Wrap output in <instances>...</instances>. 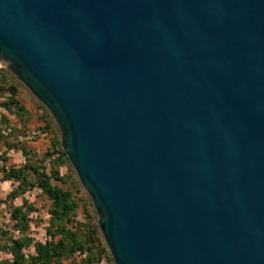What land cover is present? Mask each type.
Wrapping results in <instances>:
<instances>
[{
	"label": "water",
	"instance_id": "95a60500",
	"mask_svg": "<svg viewBox=\"0 0 264 264\" xmlns=\"http://www.w3.org/2000/svg\"><path fill=\"white\" fill-rule=\"evenodd\" d=\"M0 67L114 264H264V0H0Z\"/></svg>",
	"mask_w": 264,
	"mask_h": 264
},
{
	"label": "trees",
	"instance_id": "16d2710c",
	"mask_svg": "<svg viewBox=\"0 0 264 264\" xmlns=\"http://www.w3.org/2000/svg\"><path fill=\"white\" fill-rule=\"evenodd\" d=\"M6 83L8 85L4 86ZM21 86L24 87L13 73L0 67V107L19 120V125H16L0 111V124L7 130L6 134L0 132V141L5 149L0 152V163L9 159L7 150H20L25 158L16 167H0V182L15 183L7 194L9 219L13 226H0V264H66L65 261L68 264H114L98 228L97 212L91 198L62 149L57 124L36 98L38 119L43 123L39 129L51 134L50 144L43 153L27 150L23 145L29 117L16 98L17 89ZM52 180L66 183L67 188L54 184ZM32 189L38 190L47 203L49 217L43 241L30 235L31 214L37 211V206L26 198H22L19 205L11 203ZM79 206L82 207L81 219L78 218ZM75 256H79V260L76 261Z\"/></svg>",
	"mask_w": 264,
	"mask_h": 264
},
{
	"label": "rangeland",
	"instance_id": "374dc122",
	"mask_svg": "<svg viewBox=\"0 0 264 264\" xmlns=\"http://www.w3.org/2000/svg\"><path fill=\"white\" fill-rule=\"evenodd\" d=\"M19 91L22 94L21 97H23L25 100L30 101V103L32 104L35 110L33 114L36 115L37 117L39 114V111L34 101L35 97L30 93V91L25 86L19 87ZM1 98L2 96L0 95V99ZM37 122H40V121L37 120ZM26 134L28 135V133ZM30 136L31 137L24 138L23 142L26 139L31 140V139H35L36 136H39V137L42 136L47 141V142L45 141V144H49L48 141L50 140L51 134L49 132H43V130H39L38 133L32 134ZM44 148H42V146H40L39 144L38 148H36L38 150L37 153H42L43 152L42 150H44ZM4 150L5 149H4L3 143L2 141H0V152ZM6 153L9 156V159L5 163H0V167L2 165L6 167H10V166L16 167L25 161V158L20 151H16L12 149V150H7ZM62 171L64 172V169H62ZM52 182L54 184L61 185L63 188H67L66 183H60L54 180H52ZM13 186H15V183L13 184L9 181L0 182V226L3 228H12L13 226L12 221L9 219V211H8L9 204L8 203L10 202L7 199V194L9 193V191L12 189ZM76 196L79 197L78 194ZM22 198H26L28 201L35 204L38 208L36 212H33L31 214L32 222H31V228H30L31 229L30 235L35 240L43 241L46 238L45 227L47 226L48 217H49L48 214L46 213L47 203L45 199L40 195L39 191L35 189H32L31 191L26 192L25 195L16 197L11 203L15 206L19 205L22 201ZM81 212H82V207L79 206L78 207V218L80 219L82 218ZM25 252H28V250H26ZM29 252H32V249L29 250ZM74 259L76 261L79 260V256H75ZM65 262L66 264H68V261H65Z\"/></svg>",
	"mask_w": 264,
	"mask_h": 264
},
{
	"label": "crops",
	"instance_id": "0c3cea01",
	"mask_svg": "<svg viewBox=\"0 0 264 264\" xmlns=\"http://www.w3.org/2000/svg\"><path fill=\"white\" fill-rule=\"evenodd\" d=\"M7 85H8V83L4 84V86H7ZM1 94H2V92H0V95ZM4 95H7V93H4ZM21 95L22 94L20 93L19 88H18L16 98H17L19 104L25 108V110L27 112L26 114L29 117V121L26 124V129H27L26 133H28V135H27V138H28V137H31L30 135L38 133V131L40 130L39 128L42 127L43 123L41 120L38 119V116L36 117V115L33 114L35 110H34V107L32 106V104L30 103V101L25 100L23 97H21ZM0 111L2 113H4L9 118L10 122H14V123H16V125H19V120L16 117V115H14V114L10 115L9 113H7V111L2 109L1 107H0ZM37 120H39L40 122H37ZM0 132H2V134H6V132H7V130L1 124H0ZM45 141L46 140L42 136L41 137L36 136L35 139H31V140L26 139L23 142V145L26 147L27 150L37 152L38 150L36 148H38V145L40 144V146H42V148L45 147L44 150H42L44 152L49 147V144H50V143L45 144ZM16 151H20V150H16Z\"/></svg>",
	"mask_w": 264,
	"mask_h": 264
}]
</instances>
